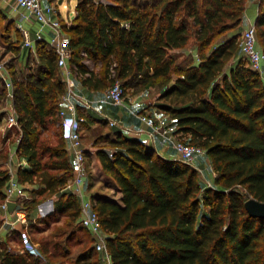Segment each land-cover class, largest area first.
Instances as JSON below:
<instances>
[{"label":"trees","instance_id":"1","mask_svg":"<svg viewBox=\"0 0 264 264\" xmlns=\"http://www.w3.org/2000/svg\"><path fill=\"white\" fill-rule=\"evenodd\" d=\"M249 1L79 0L72 24L62 23L70 65L83 86L106 90L120 81L126 91L158 89L157 108L174 121L180 139L205 151L216 173L214 185L204 187L193 165L167 159L139 138L98 135L92 148L112 181L107 185L120 194L119 200L94 202L113 264H264V219L245 208L250 199L264 203V76L250 68L239 45ZM6 21L0 10V30L11 33L13 21ZM256 27L264 53V1ZM21 38L19 33L13 42L16 52ZM190 46L199 60L189 55L179 62L173 51ZM36 51L34 68L22 70V77L11 73L20 126L15 152L27 162L16 180L26 193V185L37 184L31 201L18 203L31 219L40 199L60 193L46 220L66 216L68 223L38 253L66 260L76 232L85 230L81 201L65 191L74 170L64 130L44 134L59 122L67 83L54 49L40 43ZM87 59L101 61V70L89 69ZM5 102L0 85V124ZM79 112L82 126L90 127L94 120ZM10 179L2 166L1 203ZM45 222L36 218L32 228L41 230ZM13 235L23 251H0L2 264H44L27 249L21 231ZM65 236L66 242L55 241ZM71 264L102 262L88 245Z\"/></svg>","mask_w":264,"mask_h":264},{"label":"built area","instance_id":"2","mask_svg":"<svg viewBox=\"0 0 264 264\" xmlns=\"http://www.w3.org/2000/svg\"><path fill=\"white\" fill-rule=\"evenodd\" d=\"M14 12H18L19 9L24 10V13H20L18 28L24 35V43L27 47H33V43L30 39L29 33L24 29L23 25L31 19H35L41 24L42 29L49 27L53 32V39L51 41V47L58 55V66L65 71L67 93L63 96V107L58 114L60 119L61 128L65 132L66 140L68 141V151L72 155V167L74 170V178L69 182L65 191L76 195L81 201L82 207V226L90 231L93 237L96 239V249L102 254V264H113L110 253L107 249L106 234L103 231L102 224L99 216L95 211V204L91 200L86 199L84 192V186L86 185L87 178L89 176V162L87 157V148L83 143L82 125L85 121V117L80 114V110H89L93 107L92 103L87 99L79 97L75 93L76 84L72 80L71 75L76 70L75 67L70 65L72 52L69 48L68 41L65 37L62 21L60 19L57 8L52 4H44L42 0H13ZM264 1V0H262ZM126 28L129 24L124 25ZM39 40H42V36H39ZM240 48L249 61L250 68L253 71L260 73L264 76V53L257 46V27L256 24H252L247 27L240 39ZM113 76L115 71L112 70ZM0 85L6 92V102L3 108L5 117L4 123L9 129H19L18 111L15 106L16 100V88L5 62L0 59ZM105 102L114 106H123L126 102V90L120 81H116L105 92ZM140 121L144 123L150 132L147 133L151 142H155L158 133L167 134V130H163L157 120L149 114H139ZM112 127L118 126L119 122L114 119H108ZM163 130V131H162ZM125 132L135 137H140L144 134L142 131H138L132 128H125ZM174 149L177 151L179 158L189 164L194 165L196 160L203 156L205 151L191 143L185 142L180 138L173 140L170 139ZM16 160L17 165L14 167L13 162ZM9 167V174L11 176L9 188L7 191L6 199L0 204V208L7 214H9V205L15 203L16 207L11 215L14 217L12 221L13 226H21V231L24 235V239L27 245V249L32 253H38V248L35 249V245L30 242L29 236L26 234L28 229V215L25 210L19 205V201L28 199L27 194L22 186L16 180V170L20 167L26 166L25 160L19 159L18 154L15 152L11 154V160L7 163ZM6 214V215H7Z\"/></svg>","mask_w":264,"mask_h":264},{"label":"crops","instance_id":"3","mask_svg":"<svg viewBox=\"0 0 264 264\" xmlns=\"http://www.w3.org/2000/svg\"><path fill=\"white\" fill-rule=\"evenodd\" d=\"M44 4H52L57 8V4H63L64 0H42ZM58 1V2H57ZM94 1V0H93ZM79 2V0H78ZM75 7V15L73 18L68 15L67 19H62L60 13V19L63 22L68 23V25L72 24L74 19L76 18L77 15V5ZM94 2L98 3L99 0H95ZM259 0H250L247 5V13L245 15V21H244V26L249 27L252 24H256V18L259 13ZM14 1L13 0H0V10H2L7 17L6 24L8 22L13 21V27L10 33V36L16 42L17 35L20 33L21 34V39L19 43V51L16 52L15 50H11L10 53L12 52L14 54V58L16 61L20 64L22 63H28L29 61H37V46L42 43L45 44L46 47L49 49H52L51 47V41L54 37L52 30L49 27H45L42 29L41 24L38 23L35 19H31L30 21H27L24 23L23 27L25 30L28 31L30 39L33 43V47H27L25 46L24 43V35L22 31L18 28V23L16 21L19 19L20 13H24V10L19 9L18 12H14ZM58 10V8H57ZM59 12V11H58ZM70 13V11H69ZM244 28V29H246ZM65 37L68 41V36L64 32ZM42 36V40H39V36ZM27 56L25 61H22L23 57ZM173 55L176 56L177 60L179 62H183L188 58L190 55L195 59V61L199 60V54L197 47L195 46H190L185 49L181 50H175L173 51ZM0 59L3 61L4 59L0 57ZM4 62V61H3ZM86 66L91 69L95 70L96 72H99L102 67L101 61H94L91 59H87L85 61ZM65 76V71L62 70ZM11 73V71H10ZM12 76V74H11ZM72 80H74L76 87H75V93L84 99H87L90 101L93 105V107L89 110H83V114L86 116L92 118L94 122L90 124V127L87 126H82V135L84 131H88L91 136L90 138L92 139V143H94L96 137L101 134H109V133H115V132H121L124 136L126 137H135V135H131L125 132V128H132L138 131L144 132V134L140 137H136L141 139L143 142H145L147 145H152L157 154L167 158V159H180L177 151L174 149V146L172 145L170 139L176 140L179 138V135L175 134L177 127L174 125V121L171 119V117L161 111L160 109L157 108V106H151V102L148 100H143L140 101L139 103L135 102H125L123 106H114L111 104H108L105 102V92L106 90H91L83 86L80 82V80L77 78L76 72L74 71L71 75ZM66 79V77H65ZM159 97V95H158ZM62 104H63V99H62ZM124 110V111H123ZM126 110V111H125ZM121 112V113H120ZM139 114H149L150 116H153L158 124L163 127V130H167V134L163 133H158L156 136L155 142H151L149 137L147 136V133L150 132V129L140 121L138 115ZM114 119L119 122L118 126L112 127L108 121V119ZM108 126L109 129L107 131H100V128L102 126ZM162 130V131H163ZM67 141V140H66ZM67 147H68V141H67ZM92 149V148H91ZM90 148H87V150L93 152ZM69 152V151H68ZM94 153V152H93ZM70 159L72 162V155L70 154ZM94 159H95V164H97V167L100 169V172L102 173V177L104 178V182L102 187L100 186V182L97 183V186H91V182H89L88 186H84V192L85 194L89 197V200L95 202L99 198L107 197V198H114L116 200H119L120 194L116 195V190L115 187L112 184H109L111 186L107 185V182H112L111 179L103 172V169L101 167V164L96 157L94 153ZM92 158V157H90ZM202 162H205V165L210 168L209 172H206L202 168ZM8 163V162H7ZM6 163V166L3 167L9 171V167ZM16 163V161L13 162V165ZM90 164V163H89ZM195 169L199 171L200 174H202L203 177H208L205 173H207L210 176L209 181H212V185H214L215 182V177L216 173L213 169V165L211 163V160L209 157L206 155V158L199 157L195 164L193 165ZM0 168H2V165L0 164ZM90 169V165H89ZM18 170V169H17ZM16 170V172H17ZM89 179V176L88 178ZM88 181V180H87ZM208 181V182H209ZM109 191L110 193H108ZM51 205H46L43 209L45 211H48V213H54L55 211V203L51 202ZM1 204V202H0ZM5 213L1 208H0V251H3L7 249L8 251H16L11 247V243H14L15 239L19 240V238L15 235H13V232L15 230H19L21 226H13L12 221L14 217L11 215V212L9 211V214ZM37 218H40L39 215ZM20 231V230H19ZM20 242V241H19ZM21 244V243H20ZM18 251H23V250H18ZM0 264H2V260L0 259Z\"/></svg>","mask_w":264,"mask_h":264},{"label":"rangeland","instance_id":"4","mask_svg":"<svg viewBox=\"0 0 264 264\" xmlns=\"http://www.w3.org/2000/svg\"><path fill=\"white\" fill-rule=\"evenodd\" d=\"M259 1L262 2V0H259ZM77 2L78 0H64L63 4H57V8H58V11L62 19H67L68 15H70L71 18L74 17L75 15L74 12H75V7H76ZM16 23L19 24L20 20L18 19ZM244 28H246V26H244ZM244 30L245 29H243V31ZM13 42L14 40L12 39L8 31L3 32L0 30V57L4 59L3 61L8 66V69L9 71H11V73L13 71H16L15 76L22 77L23 72L21 71L23 70L25 73L28 72L30 69L29 67H33V68L35 67L36 61L31 60L28 62L29 64L28 63H22V64L18 63L16 59L14 58V54L12 52L10 53V51L12 50ZM26 58L27 56L25 54L22 61H25ZM158 91L159 90L155 88H150L149 90H145L143 87L138 86V85L135 87L127 88L126 101L139 103L140 101L148 100L151 102V106H156V104L158 103V95H159ZM4 107H5V103L3 105V108ZM61 129L62 128H61L60 119H59V122L54 127V130L46 132L44 135L45 136L52 135L54 131L59 132ZM108 129L109 127L107 125L106 126L104 125L100 128V131L103 132V131H107ZM82 136H83V143L86 146V148L91 149L92 148V144H91L92 139L90 138L91 134L88 131H84ZM19 140H20V132L18 131V129H9L4 123V121H2L0 124V164L3 167L6 165V162H9L11 160V154L15 153V148ZM91 150L94 152V148H92ZM93 152L90 155V157L92 158H89V163H90L89 164L90 165L89 179H87L88 181H86V186H88L89 182H91L90 187L97 186V183L100 182V186L102 187L104 178L102 177V173L100 172V169L97 167V164H95L96 162L93 157L94 156ZM201 157L206 158V154H204ZM16 160L17 159H15V161ZM16 165H17V162L14 164V167H16ZM201 166L206 172L210 171L209 166L207 167L205 165V162L204 163L202 162ZM205 174L208 177H203L202 174H200L201 183L203 184L204 187H210L212 185V181L210 182L209 181L210 176L207 173ZM36 185L37 184L26 185V187H28V193H26L28 197L27 199L28 201H31L29 199H31L33 195L30 193V191L34 190L36 188ZM100 186H97V187H100ZM107 192L110 193L109 191ZM59 195L60 193H56L50 197H45L43 199H40L39 204L37 205L36 211L32 213V216L33 215L34 216L31 219L28 216V227H31L30 236L35 244V249L38 248L41 251H43L42 248L45 245L44 242L47 238H50V234L56 233L59 230L65 228L68 223V218L66 216H61L57 220L55 219H51L49 221L46 220V218L52 215V213H48V211H45V209L43 208L46 205H51L52 200L55 203V201L59 198ZM86 199L89 200V197L87 195H86ZM38 215L41 219H45L46 221L45 224L40 225L42 226L41 230H38L35 227L32 228L33 224H31L33 221H35ZM19 228H20L19 229L20 231L23 230L22 227H19ZM86 230L89 231L88 229L85 228V230L82 229L81 231L76 232L75 236L73 237L72 243L68 246L69 252L67 256L68 258H66V260L60 257H56V258L49 257L43 252H42L43 254L40 255L39 253L36 252V254L40 255L39 259L41 263L63 264L65 262V264H71L73 263L74 259L77 257L79 252L82 251L88 245L93 246L97 257L101 259L102 254L98 252L96 249V243H97L96 239L93 237L92 234L90 235V233H88ZM65 240H66V236L62 240L61 238L55 239V241H60L61 243L66 242ZM11 247H13V249L15 250H22L21 244L19 240H17V238L15 239L14 243H11ZM51 251L53 252L54 248H52Z\"/></svg>","mask_w":264,"mask_h":264},{"label":"water","instance_id":"5","mask_svg":"<svg viewBox=\"0 0 264 264\" xmlns=\"http://www.w3.org/2000/svg\"><path fill=\"white\" fill-rule=\"evenodd\" d=\"M15 207H16L15 203H11L9 205V211L13 213ZM245 208L251 217L264 219V203L259 202L255 199H250L249 201L246 202Z\"/></svg>","mask_w":264,"mask_h":264}]
</instances>
